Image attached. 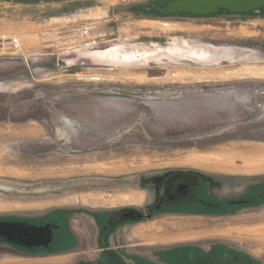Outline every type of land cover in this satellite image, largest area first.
<instances>
[{
  "label": "rangeland",
  "instance_id": "374dc122",
  "mask_svg": "<svg viewBox=\"0 0 264 264\" xmlns=\"http://www.w3.org/2000/svg\"><path fill=\"white\" fill-rule=\"evenodd\" d=\"M167 1L0 0V216L68 212L84 256L95 257L90 213L147 207L144 184L155 175L264 176V15L139 10ZM170 41L211 54H92L178 48ZM262 227L264 208L214 220L163 215L111 233L150 259L165 246L218 240L264 260Z\"/></svg>",
  "mask_w": 264,
  "mask_h": 264
},
{
  "label": "flooded vegetation",
  "instance_id": "af4514ba",
  "mask_svg": "<svg viewBox=\"0 0 264 264\" xmlns=\"http://www.w3.org/2000/svg\"><path fill=\"white\" fill-rule=\"evenodd\" d=\"M221 173L209 171L203 173L192 169L164 172L153 176L144 184L149 187L147 191L145 190L147 207L126 206L121 209L90 213L95 220L94 227L89 229L92 233L91 247L94 250L95 243L100 245V252L95 257L84 256L86 253V250L82 249L85 247L84 236L80 235L81 231L70 225L68 212H51L42 217L2 215L0 216V261L16 258L25 261L2 263L264 264L263 259H258L252 253L240 251L234 245L218 240L210 241L207 248L199 243L158 248L155 252L157 254L154 255L156 259L151 258L152 261L149 257H140L141 255L135 252L137 244H126L112 234L126 223L154 221L163 215L204 216L214 220L234 218L239 213L264 208V176L244 177V180H240L239 176L233 173ZM129 212H140L145 217L132 218ZM33 232L37 233L36 237L32 235ZM173 251L177 252L176 257L166 255ZM76 253L80 255L72 258ZM65 256L71 259L66 257L64 260H52Z\"/></svg>",
  "mask_w": 264,
  "mask_h": 264
},
{
  "label": "water",
  "instance_id": "95a60500",
  "mask_svg": "<svg viewBox=\"0 0 264 264\" xmlns=\"http://www.w3.org/2000/svg\"><path fill=\"white\" fill-rule=\"evenodd\" d=\"M144 8L156 10L160 15L189 14L207 16L226 12L257 15L264 10V0H168L164 5H146ZM129 215L136 219L145 217L140 212H129ZM32 235L36 237L37 233L33 232Z\"/></svg>",
  "mask_w": 264,
  "mask_h": 264
},
{
  "label": "bare ground",
  "instance_id": "6f19581e",
  "mask_svg": "<svg viewBox=\"0 0 264 264\" xmlns=\"http://www.w3.org/2000/svg\"><path fill=\"white\" fill-rule=\"evenodd\" d=\"M16 39H13L14 46H18L15 41ZM166 51L167 54H180L183 57L189 58V59H196L202 60V59H208V55L211 54L206 50L199 49V50H189L185 51L183 47H178L176 49H164L161 46H157L156 48H141V46H137V44H133L131 48L127 46V48L120 49L119 47H112L108 49H99L92 51V54H94L98 59H104V61L113 60V61H119V60H125L126 62L133 61V60H139L144 59L152 55H156L159 52ZM229 52L228 51H222L221 54L216 56L217 58L226 56ZM91 54V52L89 53ZM91 56V55H90ZM210 60V59H209ZM208 60V61H209ZM244 157V156H243ZM254 169V168H253ZM256 235H263L264 236V227L260 228L259 230L255 231Z\"/></svg>",
  "mask_w": 264,
  "mask_h": 264
},
{
  "label": "trees",
  "instance_id": "16d2710c",
  "mask_svg": "<svg viewBox=\"0 0 264 264\" xmlns=\"http://www.w3.org/2000/svg\"><path fill=\"white\" fill-rule=\"evenodd\" d=\"M144 10L146 13H150V12H154V13H157L156 10H147L145 9L144 7H141L139 8V10ZM226 13H229V12H226ZM158 14V13H157ZM186 15H189V14H186ZM242 15H251V14H242ZM259 15H264V10L261 11V13ZM195 16V15H194Z\"/></svg>",
  "mask_w": 264,
  "mask_h": 264
},
{
  "label": "crops",
  "instance_id": "0c3cea01",
  "mask_svg": "<svg viewBox=\"0 0 264 264\" xmlns=\"http://www.w3.org/2000/svg\"><path fill=\"white\" fill-rule=\"evenodd\" d=\"M17 1H20V0H17ZM8 3H9V4H14V3H17V2L12 3V2L6 1V5H8ZM171 43H174L176 46L178 45V43H177V42H174V41H170L168 45H170ZM177 47H178V46H177ZM197 50H198V49H197ZM213 57H214V56H213ZM124 198H125V197L118 198L117 200H119V201H123Z\"/></svg>",
  "mask_w": 264,
  "mask_h": 264
},
{
  "label": "built area",
  "instance_id": "2783aa9c",
  "mask_svg": "<svg viewBox=\"0 0 264 264\" xmlns=\"http://www.w3.org/2000/svg\"><path fill=\"white\" fill-rule=\"evenodd\" d=\"M16 41V40H15Z\"/></svg>",
  "mask_w": 264,
  "mask_h": 264
}]
</instances>
